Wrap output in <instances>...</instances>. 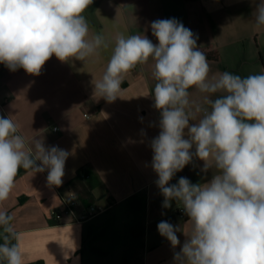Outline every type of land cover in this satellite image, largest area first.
Wrapping results in <instances>:
<instances>
[{
  "label": "crops",
  "instance_id": "obj_1",
  "mask_svg": "<svg viewBox=\"0 0 264 264\" xmlns=\"http://www.w3.org/2000/svg\"><path fill=\"white\" fill-rule=\"evenodd\" d=\"M258 2L93 0L84 15L91 34H102L113 43L121 32L143 34L158 43L151 22L175 18L198 36L200 51L216 56L207 58L210 77L224 71L247 77L264 72V27L256 28L253 16ZM110 55L111 46L85 63L52 56L39 76L0 64V115L11 116L29 144L39 138L45 147L69 153L62 185L49 186L47 170L32 174L21 168L8 199L0 202V211L13 217L25 264H174V252L186 239L182 231L188 217L175 201L170 208L162 207L164 197L151 167L150 142L160 131L152 96L154 61L149 58L128 72L120 97L109 103L94 95V83L102 78ZM189 93L190 111L208 106L207 101L219 95L195 88ZM202 166L203 161L194 158L170 184L182 176L192 183L209 181L213 170L204 173ZM79 183L92 185L87 198L75 187ZM71 192L78 200L77 217L91 205L100 211L80 222L67 216L66 222H58L54 215ZM162 220L181 229L175 249L158 232ZM4 235L0 229V243Z\"/></svg>",
  "mask_w": 264,
  "mask_h": 264
},
{
  "label": "clouds",
  "instance_id": "obj_2",
  "mask_svg": "<svg viewBox=\"0 0 264 264\" xmlns=\"http://www.w3.org/2000/svg\"><path fill=\"white\" fill-rule=\"evenodd\" d=\"M92 2L0 0V64L39 76L52 56L85 63L111 46L104 74L94 83V95L111 103L120 97L125 75L151 58L153 107L160 113L159 134L150 142L151 167L164 197L162 207L175 201L188 217L174 264H264V72L241 77L224 71L210 77L198 36L175 18L151 22L158 43L122 32L113 43L91 34L84 13ZM253 16L255 27H264V0L255 3ZM191 88L219 95L190 111ZM68 156L58 146L45 147L39 138L29 144L19 134V124L0 115V202L8 199L21 168L32 174L47 170L48 185H62ZM194 158L203 161L202 172L213 170L212 178L192 183L182 176L170 184ZM12 219L0 211L5 233L0 262L25 264ZM157 229L173 249L180 245V227L162 220Z\"/></svg>",
  "mask_w": 264,
  "mask_h": 264
},
{
  "label": "built area",
  "instance_id": "obj_3",
  "mask_svg": "<svg viewBox=\"0 0 264 264\" xmlns=\"http://www.w3.org/2000/svg\"><path fill=\"white\" fill-rule=\"evenodd\" d=\"M80 173L84 177L87 176V174H85L83 170H81ZM77 203L78 200L75 194L71 192L68 198L62 199V207L57 213H55L54 219L58 222H66L65 216H67L71 218L70 221L80 222L82 220L95 216L100 211L98 207H96L95 205H91L88 209L85 210L83 214L77 217L74 212V207Z\"/></svg>",
  "mask_w": 264,
  "mask_h": 264
},
{
  "label": "trees",
  "instance_id": "obj_4",
  "mask_svg": "<svg viewBox=\"0 0 264 264\" xmlns=\"http://www.w3.org/2000/svg\"><path fill=\"white\" fill-rule=\"evenodd\" d=\"M202 52L205 54V56L207 58H216V56L210 52H206V51H202ZM75 187L78 189V191L82 197L87 198L90 194V190L92 188V185L90 184V186H86L83 183H79V185L75 186ZM32 264H44V262L43 261H37V262L32 263Z\"/></svg>",
  "mask_w": 264,
  "mask_h": 264
},
{
  "label": "rangeland",
  "instance_id": "obj_5",
  "mask_svg": "<svg viewBox=\"0 0 264 264\" xmlns=\"http://www.w3.org/2000/svg\"><path fill=\"white\" fill-rule=\"evenodd\" d=\"M202 107H206V106H202Z\"/></svg>",
  "mask_w": 264,
  "mask_h": 264
}]
</instances>
